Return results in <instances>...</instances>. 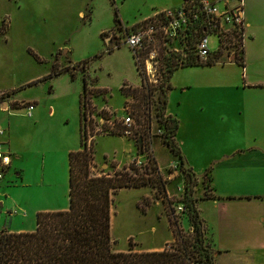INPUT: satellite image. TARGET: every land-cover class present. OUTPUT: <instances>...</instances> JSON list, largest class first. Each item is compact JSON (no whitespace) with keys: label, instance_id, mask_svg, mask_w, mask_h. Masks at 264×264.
<instances>
[{"label":"rangeland","instance_id":"374dc122","mask_svg":"<svg viewBox=\"0 0 264 264\" xmlns=\"http://www.w3.org/2000/svg\"><path fill=\"white\" fill-rule=\"evenodd\" d=\"M181 1L0 0V94L10 92L0 98V143L9 156L0 180V230H32L37 211L66 208L67 153L78 148L79 141L84 143L80 129L83 115H88L83 124L85 137L92 134L85 144L92 152L90 172L122 170L130 157H136L140 169L146 166L152 174V157L163 180L162 189L146 184L111 193L110 249L141 251L162 245L171 249L174 239L160 242L174 225L187 234L186 214L175 212L183 205L182 178L162 143L163 127L155 115L160 72L164 73L158 46L147 60L155 67L154 75H144L135 69L132 50L121 36L122 29L155 11L177 8ZM243 10L252 31L243 38L242 70L222 53L211 65L177 68L169 79L166 103L193 110L200 118V126L194 125L184 144L199 175L219 153L211 152L210 146L217 137L211 120L220 107L194 100L264 93V0H243ZM207 46L215 49L214 35L207 37ZM163 54L167 55L164 50ZM145 56L140 53L141 65ZM54 70L60 72L52 74ZM81 78L87 86L83 106ZM142 78L148 103L139 100ZM251 80L260 84L246 87L244 81ZM125 111L133 121L128 135L122 134L119 119ZM237 136L240 132H230V137ZM208 190L205 178L196 179L191 196L201 197Z\"/></svg>","mask_w":264,"mask_h":264},{"label":"trees","instance_id":"16d2710c","mask_svg":"<svg viewBox=\"0 0 264 264\" xmlns=\"http://www.w3.org/2000/svg\"><path fill=\"white\" fill-rule=\"evenodd\" d=\"M158 55L164 65V73L159 80V93L156 98V119L163 127L162 143L176 161L177 171L182 178V208L186 214L189 231L185 236L177 226L171 228L174 244L171 249L152 251H125L110 249L109 216L111 193L121 188H138L149 184L156 189L163 188V180L150 157L149 174L144 169L129 164L122 170L112 173L94 174L90 172L92 152L79 141L76 150L67 153V206L65 209L37 211L34 227L29 231L0 230V264H213V250L205 242L202 223L195 206L197 198L191 196L196 185V176L185 166L180 149L174 140L177 120L165 113L169 78L178 67L211 65L222 51L209 55L200 62L192 53V43L186 39L182 53L167 51L158 42ZM243 48L239 49L232 61L243 66ZM163 50L167 55L163 54ZM148 48L139 52L146 55ZM169 53V54H168ZM135 69L138 65L134 60ZM84 62H81V64ZM54 70L52 74L59 73ZM139 100L148 103L144 78L141 79ZM161 81V82H160ZM165 84L164 86H162ZM86 81L81 78V106L84 105ZM121 86L119 87V90ZM134 89V88H132ZM137 89V88H135ZM144 89V92H143ZM95 91H100L96 89ZM104 92V89L101 90ZM10 92L0 94V98ZM126 94V93H125ZM81 108V115L84 113ZM143 118H147L146 115ZM83 119V117H82ZM82 128L80 129L81 132ZM209 169L202 179L209 182ZM209 191V190H208ZM210 191L201 198H210Z\"/></svg>","mask_w":264,"mask_h":264},{"label":"crops","instance_id":"0c3cea01","mask_svg":"<svg viewBox=\"0 0 264 264\" xmlns=\"http://www.w3.org/2000/svg\"><path fill=\"white\" fill-rule=\"evenodd\" d=\"M243 19L246 35L250 36L251 24L244 16V10ZM244 55L243 49V66L235 64L232 58L228 62L242 70ZM258 84V81H244L246 87H256ZM194 101L198 105L216 102L220 107L211 120V126L217 130V137L210 146L211 152L217 150L219 153L210 159L201 175L195 173L199 169L189 159L184 146L185 138L193 132L194 125L200 126L199 116L193 110L170 107V102L165 103V113L177 120L174 140L185 166L197 179H201L205 170L209 169L208 188L211 197H197L195 206L205 242L214 252L213 264H264V93L247 94L244 97L218 94L199 97ZM207 123H210V119ZM235 131L240 132V136L230 137V132ZM171 161L175 163V160ZM178 175L181 178L179 172ZM197 202L199 205H196ZM186 227L189 229V226ZM172 239V232L169 231V236L160 244ZM162 247L141 251L161 250Z\"/></svg>","mask_w":264,"mask_h":264},{"label":"built area","instance_id":"2783aa9c","mask_svg":"<svg viewBox=\"0 0 264 264\" xmlns=\"http://www.w3.org/2000/svg\"><path fill=\"white\" fill-rule=\"evenodd\" d=\"M245 34L242 0H182L177 8L156 11L152 16L142 19L129 29H122L121 36L122 43L132 50L134 60L139 65H141L139 52L148 48L146 58L142 61L141 67L138 65V68L142 74L153 76L155 67L149 61L155 55V46L159 48V41L167 51L180 54L183 52L184 42L188 39L192 43L193 55L198 61L203 62L217 51L224 52L226 58H233L238 50L244 47ZM209 35L216 37V47L212 51L207 46ZM150 81L154 82V79ZM31 109L32 104L26 105L25 113L29 115ZM88 117L87 115L85 118L83 115L81 130L82 139L86 145L92 138V134H87L86 137L84 135L83 122L86 124ZM119 119L123 126L122 134L128 135L133 125L131 117L125 111ZM99 121H102L101 117ZM86 145L85 148H87ZM8 163V153L2 149L0 143V180L2 168ZM128 163L141 168V162L136 157H130ZM89 169L92 171L91 166ZM182 210L181 206L175 208V212Z\"/></svg>","mask_w":264,"mask_h":264},{"label":"water","instance_id":"95a60500","mask_svg":"<svg viewBox=\"0 0 264 264\" xmlns=\"http://www.w3.org/2000/svg\"><path fill=\"white\" fill-rule=\"evenodd\" d=\"M229 60H231V57L229 58ZM137 145H138V151H140V140L137 141Z\"/></svg>","mask_w":264,"mask_h":264}]
</instances>
